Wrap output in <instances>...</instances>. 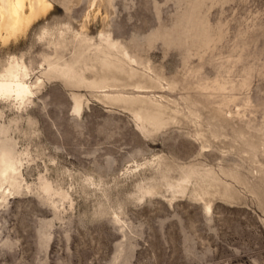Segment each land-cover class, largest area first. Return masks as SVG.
<instances>
[{
    "label": "rangeland",
    "instance_id": "rangeland-1",
    "mask_svg": "<svg viewBox=\"0 0 264 264\" xmlns=\"http://www.w3.org/2000/svg\"><path fill=\"white\" fill-rule=\"evenodd\" d=\"M50 1L0 47L41 82L0 100V264H264V0Z\"/></svg>",
    "mask_w": 264,
    "mask_h": 264
},
{
    "label": "bare ground",
    "instance_id": "bare-ground-1",
    "mask_svg": "<svg viewBox=\"0 0 264 264\" xmlns=\"http://www.w3.org/2000/svg\"><path fill=\"white\" fill-rule=\"evenodd\" d=\"M52 9L53 3L50 0H0V47H8L26 37L32 27L46 18ZM69 31H71L70 28ZM48 35L50 36V30L45 28L39 38L42 39ZM63 35L64 32H60V36L63 37ZM74 36L86 48L95 46L98 53L105 55H110L113 51L118 52L121 57L127 58L130 62H136L125 47L120 46L117 41L111 38V35L101 34L100 43L96 45L92 43V38L82 32H75ZM48 67L50 70L61 73L64 78L70 81L77 77L84 79L82 75L77 74L74 66L70 63L61 65L58 62L49 61ZM41 72L45 73L42 70ZM32 76L33 73L23 57L9 55L5 65L0 69V100H10L18 104V109H26L27 104L35 101L37 89L41 86L40 77L33 81ZM70 84L73 83L70 82ZM72 97L74 110L80 113L83 109L82 99L76 94H72ZM17 170L18 167L12 153L9 150H1L0 180L7 181L17 174ZM44 190L51 194L52 188L46 184ZM206 208L207 211H210L211 205L208 204Z\"/></svg>",
    "mask_w": 264,
    "mask_h": 264
}]
</instances>
